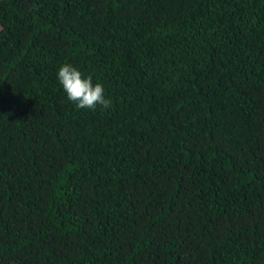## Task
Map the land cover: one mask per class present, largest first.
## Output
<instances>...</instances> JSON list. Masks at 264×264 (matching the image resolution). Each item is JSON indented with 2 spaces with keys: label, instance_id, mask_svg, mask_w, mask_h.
Wrapping results in <instances>:
<instances>
[{
  "label": "trees",
  "instance_id": "trees-1",
  "mask_svg": "<svg viewBox=\"0 0 264 264\" xmlns=\"http://www.w3.org/2000/svg\"><path fill=\"white\" fill-rule=\"evenodd\" d=\"M0 264H264V0H0Z\"/></svg>",
  "mask_w": 264,
  "mask_h": 264
},
{
  "label": "clouds",
  "instance_id": "clouds-1",
  "mask_svg": "<svg viewBox=\"0 0 264 264\" xmlns=\"http://www.w3.org/2000/svg\"><path fill=\"white\" fill-rule=\"evenodd\" d=\"M57 79L63 86L67 98L77 108L94 110L97 105L108 109L111 100L104 95L105 89L101 83L93 84L91 76L82 77V73L71 64H64L58 69Z\"/></svg>",
  "mask_w": 264,
  "mask_h": 264
}]
</instances>
